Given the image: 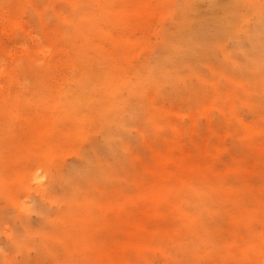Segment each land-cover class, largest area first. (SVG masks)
I'll use <instances>...</instances> for the list:
<instances>
[{
    "label": "rangeland",
    "instance_id": "374dc122",
    "mask_svg": "<svg viewBox=\"0 0 264 264\" xmlns=\"http://www.w3.org/2000/svg\"><path fill=\"white\" fill-rule=\"evenodd\" d=\"M163 1L166 5L150 16L148 26L139 22L145 20H139L133 12L132 0H126V3L111 0L104 5L93 0H0V15L9 16L8 19L0 18V63L9 65L13 53L20 52L24 45L39 49L49 45L57 35L67 33L72 27L71 20L78 18L79 23H83V19L89 20L94 16L98 20L95 27L109 30L120 39L138 42L140 58L137 62L141 60L145 63L160 54L161 38L169 39L170 33L177 30L176 24L182 22L181 37H172V47L184 48L190 53L189 59L194 58L191 53L202 52L208 47L213 48L212 54L204 56L198 68L191 69L187 57L186 63L172 68L183 80L182 84L175 87L164 84L158 93L154 87L150 89V97L163 116L156 118L147 106L142 117L132 123L127 133L120 132L121 129L117 132L118 146L114 154L107 158V166L113 168L122 161L124 171L119 178L112 175L110 179H105L100 171L95 170L94 176L99 183L93 198L99 203L115 200L121 191L130 201L128 210L131 217L132 213L141 209L163 213L172 211V204L159 202L154 197L152 175L160 167L158 164L161 165L162 161L164 164L170 145L177 147L180 143L184 144L208 170L211 180L205 183L189 171L182 174L170 162L166 181L177 187L181 176L189 188H208L209 208L201 207L200 193L191 192L183 184L181 189L176 190L183 198L182 205L191 215H200V220L188 227L180 217L172 215L161 228L152 223L157 236L151 246L141 254L133 250L128 252L129 261L131 264H264V103L257 105L251 101L252 95L255 97L258 93H254L252 88L251 95H248V86H252L253 81L244 79L246 77L240 69L250 62L244 53L250 48V42L241 33L242 46H237L229 25L224 26L223 33H214L219 26L214 22L216 13L232 14L237 1L215 0V4L212 0ZM187 1L191 3L185 17H182L178 11ZM75 2L80 5L75 6ZM236 16L230 17L235 25L240 20ZM9 21L14 22L15 28L5 33L4 28ZM256 22L254 17L247 25L254 27ZM220 39H223L222 44ZM98 42L102 44L104 40L98 38ZM65 45L63 42L62 46ZM3 49L6 53L2 52ZM249 68L258 67L251 65ZM261 71L264 72V69ZM261 71H253L251 76L259 79ZM14 76L12 84H0V95L9 92L12 98L26 101L32 91L34 95L45 92L33 84H19L33 78L30 68H22ZM191 87L194 89L188 93L189 98H184ZM162 91L176 98L164 99ZM200 92L201 96H195ZM124 95L129 96L126 89ZM9 104L11 110H17L13 100ZM47 105L46 102V108ZM42 109L43 106L39 108ZM7 121L11 122L9 118ZM92 135L94 140L104 141L105 132L95 126ZM2 139L7 147L4 153L10 144L20 140L8 134ZM123 140L126 142L122 143ZM89 147V142L82 144L81 151L84 149L83 153H86ZM180 154L178 149H174L175 158ZM81 156L66 151L58 162L61 160L67 166L77 164L84 168ZM26 163L29 164L28 161ZM52 173L47 175L46 188L48 192L59 195L60 188ZM37 187L39 185L34 183L29 190L13 189L16 201L22 203L20 209L31 210L27 217L24 211L19 213L11 202L2 197L0 199V264H95L81 259L80 255L89 253L83 247L72 249L79 255L73 257L70 254L72 250H66L58 241L53 247L46 242V258L43 261L36 257L35 249L25 252L19 249L22 242L32 243L34 238L30 237V233L33 237L41 227L40 216L35 209L39 202L42 203ZM46 206L50 209V216L55 217L56 204L46 201ZM203 225L207 229H202ZM44 228L51 230L50 223H45ZM11 238L19 240L12 242ZM117 239L125 241L127 238L118 235ZM93 248L95 250L96 246ZM65 250L75 261L61 259ZM53 252L60 255L58 259L55 260Z\"/></svg>",
    "mask_w": 264,
    "mask_h": 264
},
{
    "label": "bare ground",
    "instance_id": "6f19581e",
    "mask_svg": "<svg viewBox=\"0 0 264 264\" xmlns=\"http://www.w3.org/2000/svg\"><path fill=\"white\" fill-rule=\"evenodd\" d=\"M114 1L126 3V0ZM236 1L237 5L235 4V9L231 12L240 20L235 25L231 22L232 14L216 13L214 22L219 26L214 33H223L224 26L229 25L237 46H242L241 33L250 42V48L245 49L244 53L251 63L248 61L247 66L242 65L240 69L246 77L244 79L253 81L252 86H248V95H251L252 88L254 93H258L255 97L252 95L251 101L261 105L264 103V72L261 71L264 69V0ZM93 2L104 5L111 0ZM132 3L133 12L138 19L145 20L139 22L148 26L150 16L166 5L161 0H132ZM190 3L191 1H187L179 9L178 15L185 17ZM212 3L215 4V0ZM74 4L80 5L77 2ZM5 15H0V18L8 19L9 16ZM254 17L257 22L254 27H250L247 24ZM97 21L95 16L89 20L83 19V23H79L78 18L71 20L72 27L67 33L57 35L49 45L42 49L24 45L20 52L13 53L9 65L0 63V84H12L15 72L30 68L33 78L19 84H33L45 91L38 95H34L32 91L29 94L31 97L26 101L18 97L12 98L9 92L0 95V121L3 120L0 123V199L2 197L11 202L21 213L24 211L20 209L22 203L16 201L13 189L20 187L29 190L32 184L39 185L36 191L42 203L39 202L35 209L40 216L41 227L33 237L30 233V237L34 238L32 243L22 242L19 249L23 252L35 249L36 257L42 261L46 258V242L53 247L58 241L68 251L83 247L89 253L80 255L81 259L95 264H131L127 257L128 252L133 250L136 254H141L151 246L152 240L157 236L152 223H156V228H161L172 215L180 217L188 227L200 220V215H191L182 205L183 198L180 191H176L185 184L181 176L178 178L180 182L177 187L166 181L170 173L167 170L168 163L173 162L174 167L182 174L189 171L197 174L205 183L211 180L208 170L184 144L180 143L177 147H172V144L164 157V164L162 161L161 165H157L160 167L152 171L154 197L159 202L172 204V211L163 213L159 210L141 209L132 213L131 217L128 210L130 201L121 191L115 200L105 202L102 198L99 203L93 198L92 194L99 183L94 176L95 170L100 171L105 179H110L112 175L119 178L124 171L122 161L113 168L107 166V158L114 154L118 146L117 132L121 129L120 132L127 133L132 123L142 117L147 106L156 118L163 116L149 91L154 87L158 93L164 84H172L173 87L182 84L183 80L172 68L186 63V57L189 59L190 55L184 48L172 47L170 42L172 37H181L182 22L176 24L177 30L170 33L169 39L161 38L160 54L143 63L141 60L137 62L140 58L138 42L120 39L109 30L95 27ZM106 21L108 22L107 19ZM13 28L14 22L9 21L4 32L10 33ZM98 38L104 42L99 43ZM203 38H206V31ZM222 40L220 39V44L223 43ZM63 42L64 45L66 43L65 46H62ZM212 49L208 47L202 52L191 53L194 58L189 59L190 63L187 64L191 69L198 68L201 66V59L212 54ZM2 52L6 53V49ZM251 65L258 68L250 69ZM252 70H260L261 77L254 79L251 76L254 73ZM125 89L129 96L124 95ZM193 89L189 88L184 98H189L188 93ZM161 94L164 99L176 98L168 95L166 91ZM201 95L200 92L195 96ZM12 100L17 105L16 111L9 108V101L11 103ZM21 105L24 110L19 108ZM42 106L44 109L39 110ZM8 118L11 122L7 121ZM94 126L105 132L104 141L101 143L93 139ZM7 134L20 140L10 144L4 153L7 147L2 137ZM88 142L89 150L83 153L81 145ZM125 142L126 140L122 141ZM174 149L181 153L177 158L173 156ZM66 151L81 154L84 168L77 164L67 166L61 160L59 163L60 156ZM49 172L54 173L52 176L60 188L59 195L48 192L46 188ZM184 186L189 188L186 184ZM189 190L198 195L200 193L201 207L209 208L210 201L206 197L210 193L208 188L190 187ZM46 201L56 204V216L53 218L49 214ZM30 211H24L26 217ZM45 223H50L51 230L44 228ZM202 229L207 227L203 225ZM118 235L127 239L120 241L117 239ZM16 240L19 239H10L12 242ZM247 242L250 243L249 239ZM66 250L64 257L53 252L55 260L60 256L63 260L75 261L73 257L79 256L72 250V257Z\"/></svg>",
    "mask_w": 264,
    "mask_h": 264
}]
</instances>
